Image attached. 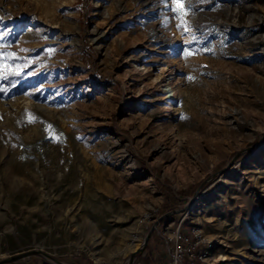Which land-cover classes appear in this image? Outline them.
I'll list each match as a JSON object with an SVG mask.
<instances>
[{"label":"rangeland","instance_id":"374dc122","mask_svg":"<svg viewBox=\"0 0 264 264\" xmlns=\"http://www.w3.org/2000/svg\"><path fill=\"white\" fill-rule=\"evenodd\" d=\"M150 229L132 264H264V0H0V259Z\"/></svg>","mask_w":264,"mask_h":264},{"label":"water","instance_id":"95a60500","mask_svg":"<svg viewBox=\"0 0 264 264\" xmlns=\"http://www.w3.org/2000/svg\"><path fill=\"white\" fill-rule=\"evenodd\" d=\"M151 230L152 229H150L149 232L147 233V235L145 236L142 245L130 254L129 259H128V264H132L135 255L137 253H140L144 249V247L146 245V242H147V240H148V238L150 236ZM31 255H41V256L45 257L46 259L51 260L55 264H64V263H61V262L55 260L49 254H47V253H45L43 251L34 250V249L26 251V252H21V253L15 254V255L5 256L2 259H0V264L13 262V261H16V260H18L20 258H23V257H26V256H31Z\"/></svg>","mask_w":264,"mask_h":264},{"label":"trees","instance_id":"16d2710c","mask_svg":"<svg viewBox=\"0 0 264 264\" xmlns=\"http://www.w3.org/2000/svg\"><path fill=\"white\" fill-rule=\"evenodd\" d=\"M182 229H180V233L185 236L186 240H191L193 241L194 239V236L193 234L191 233V231L187 228H185L183 225L181 226ZM203 253V249L199 247V245H197L196 247V252L194 253V255L192 256L193 257V260L191 262V264H203L200 260V256L201 254ZM151 252L149 253V256H151ZM183 258H187V254H184L183 255Z\"/></svg>","mask_w":264,"mask_h":264},{"label":"bare ground","instance_id":"6f19581e","mask_svg":"<svg viewBox=\"0 0 264 264\" xmlns=\"http://www.w3.org/2000/svg\"><path fill=\"white\" fill-rule=\"evenodd\" d=\"M145 1H146V0H145ZM165 90H167L166 92H167L168 98L173 99V98H174V96H173V91H171L170 88H166ZM167 95H166V96H167ZM166 98H167V97H166Z\"/></svg>","mask_w":264,"mask_h":264},{"label":"built area","instance_id":"2783aa9c","mask_svg":"<svg viewBox=\"0 0 264 264\" xmlns=\"http://www.w3.org/2000/svg\"><path fill=\"white\" fill-rule=\"evenodd\" d=\"M180 256H181V248H180ZM173 264H177V260H175L174 262H173Z\"/></svg>","mask_w":264,"mask_h":264},{"label":"snow or ice","instance_id":"6c2138e0","mask_svg":"<svg viewBox=\"0 0 264 264\" xmlns=\"http://www.w3.org/2000/svg\"><path fill=\"white\" fill-rule=\"evenodd\" d=\"M179 2L182 4L183 3V0H179Z\"/></svg>","mask_w":264,"mask_h":264}]
</instances>
